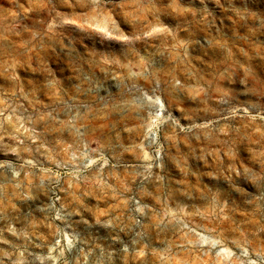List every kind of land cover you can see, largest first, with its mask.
<instances>
[{"label":"rangeland","instance_id":"rangeland-1","mask_svg":"<svg viewBox=\"0 0 264 264\" xmlns=\"http://www.w3.org/2000/svg\"><path fill=\"white\" fill-rule=\"evenodd\" d=\"M0 264H264V0H0Z\"/></svg>","mask_w":264,"mask_h":264}]
</instances>
